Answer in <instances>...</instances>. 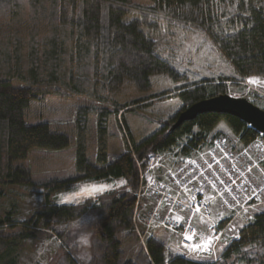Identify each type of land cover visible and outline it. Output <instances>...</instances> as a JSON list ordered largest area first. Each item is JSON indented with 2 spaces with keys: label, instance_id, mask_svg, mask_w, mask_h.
I'll return each instance as SVG.
<instances>
[{
  "label": "trees",
  "instance_id": "1",
  "mask_svg": "<svg viewBox=\"0 0 264 264\" xmlns=\"http://www.w3.org/2000/svg\"><path fill=\"white\" fill-rule=\"evenodd\" d=\"M145 1L0 0V184H36L26 164L33 150L72 148L74 157L68 176L38 184L47 190L45 205L25 224H15L8 215L0 218V227L8 228L0 230V264H16L8 256L21 240L35 237L52 222H69L85 213L95 217L90 257L83 264H138L136 259L125 258L124 250L127 240L138 235L133 221L139 184L137 160L176 147L180 154H189L223 133L213 132L221 121L241 144L258 135L239 117L218 112L199 114L171 129L176 112L159 119L160 127L138 141L129 133L124 148L110 159L111 111H124L169 93L178 97L182 110L203 98L226 93V81L264 77V0ZM165 18L200 29L229 62L233 74L186 81L185 73L149 36L151 30L158 29L157 21ZM151 74L166 76L172 86L125 102L113 97L112 107L106 105L105 91L125 83L138 92L149 91ZM73 95L84 96L86 102L69 132L45 120L27 124V111L35 102L48 96L66 99ZM86 113L96 116L95 125ZM92 146L93 158L89 154ZM118 178L126 181L129 190H111L77 203L57 204L49 199L50 192L72 184ZM249 252L254 253L255 264H264V211L240 227L238 238L222 247L215 262L182 254L167 258L163 244L153 236H148L140 249L147 264H234L240 259L250 264ZM63 259L66 264H77L69 253L65 252Z\"/></svg>",
  "mask_w": 264,
  "mask_h": 264
},
{
  "label": "rangeland",
  "instance_id": "2",
  "mask_svg": "<svg viewBox=\"0 0 264 264\" xmlns=\"http://www.w3.org/2000/svg\"><path fill=\"white\" fill-rule=\"evenodd\" d=\"M133 1L134 3L146 4L145 0ZM156 27L158 29L156 31L151 30L149 36L160 45L163 55L168 56L178 65L179 70L185 73L186 81L194 82L204 78L218 79L220 76L233 74L229 62L200 29L189 26L183 27L169 18L157 21ZM150 81L151 89L147 92H138L129 83L123 84L114 91H105L104 94L108 98L106 105L112 107L111 99L113 97L120 102H125L131 98L149 95L172 86L170 80L162 74H151ZM225 84L226 93L229 95L246 97L264 108V77L250 76L240 81H226ZM168 95L146 100L139 103L142 104L140 106L132 105L133 108L124 111L108 113L111 134L109 138L110 159L124 148L125 140H129V133L130 137L132 135L138 141L160 127L159 119H166L169 115L181 111L178 97L172 93ZM85 102L86 98L82 95H73L66 99L48 96L45 100L35 102L29 108L26 122L30 124L45 120L59 127V129L69 132L70 125L76 119L77 111ZM86 114L87 119L92 122V125H95L96 116ZM121 119L125 120L127 127L124 126ZM214 131H222L226 137L235 139L223 121L215 126ZM94 153L95 147L92 146L89 151L91 158L94 157ZM73 159L72 148L63 151L43 149L31 151L26 164L30 168L36 184L31 186L0 184V218L3 219L8 215L15 224H25V221L34 212L41 210L45 205L43 194L47 190L38 184L52 178L68 176L72 171ZM171 162L172 159L168 157L163 163L169 166ZM137 165L138 169H143L142 163L137 162ZM91 183H103L106 188L92 196L73 197L77 190ZM123 183L124 180L121 178L113 179L110 182H80L72 184L67 189L50 192L49 199L57 204L77 203L88 198L95 199L106 191H121L124 189ZM223 215L225 214L221 213L216 219H221ZM94 217V213H85L69 222H52L49 228H41L35 237L21 240L18 246L10 250L8 257L15 259L16 264H66L63 259L66 252L77 264H83L90 257L88 246L90 245V231ZM2 229L7 231V225L0 227V230ZM143 229V226L137 225V237L128 239L124 244L125 258L136 259L138 264H147V261L143 260L140 254V249L148 236H153L163 244L167 258L175 255L171 254L170 251L179 254L185 253L178 241L167 230L150 228L145 232ZM248 255L251 259L250 264H255L254 253L249 252ZM219 256L220 251L217 253V257ZM234 264H245V261L240 259Z\"/></svg>",
  "mask_w": 264,
  "mask_h": 264
},
{
  "label": "built area",
  "instance_id": "3",
  "mask_svg": "<svg viewBox=\"0 0 264 264\" xmlns=\"http://www.w3.org/2000/svg\"><path fill=\"white\" fill-rule=\"evenodd\" d=\"M162 159L160 153L147 157L136 198L154 203L143 217L145 224L168 230L191 253L210 252L220 240L238 236L239 226L232 218L223 225L213 219V203L231 217L248 220L250 209L264 198V141L260 138L236 148L224 137H215L168 169L166 180L151 171ZM210 237L213 242L208 249L194 250Z\"/></svg>",
  "mask_w": 264,
  "mask_h": 264
},
{
  "label": "water",
  "instance_id": "4",
  "mask_svg": "<svg viewBox=\"0 0 264 264\" xmlns=\"http://www.w3.org/2000/svg\"><path fill=\"white\" fill-rule=\"evenodd\" d=\"M205 112H218L239 117L262 133L264 137V109L245 97H235L227 93L203 98L190 104L177 114L170 128L177 127L183 121L193 120L197 115Z\"/></svg>",
  "mask_w": 264,
  "mask_h": 264
},
{
  "label": "bare ground",
  "instance_id": "5",
  "mask_svg": "<svg viewBox=\"0 0 264 264\" xmlns=\"http://www.w3.org/2000/svg\"><path fill=\"white\" fill-rule=\"evenodd\" d=\"M143 172V169H139V175ZM106 188V185L103 183H91L86 186H83L79 190H77L74 194L73 197L78 198L81 196H92L95 193H98L99 191L103 190Z\"/></svg>",
  "mask_w": 264,
  "mask_h": 264
},
{
  "label": "crops",
  "instance_id": "6",
  "mask_svg": "<svg viewBox=\"0 0 264 264\" xmlns=\"http://www.w3.org/2000/svg\"><path fill=\"white\" fill-rule=\"evenodd\" d=\"M124 188L126 189V190H128V186H126V184H125V181H124ZM264 209V202L261 204V205H259L258 207H257V210L258 211H261V210H263ZM145 210V206H140L139 207V209H138V211L139 212H142V211H144ZM213 214H214V216L215 217H218L219 215H220V210L218 209V207L217 206H214L213 207ZM177 251V250H176ZM170 253L171 254H178L177 252H174V251H170Z\"/></svg>",
  "mask_w": 264,
  "mask_h": 264
},
{
  "label": "snow or ice",
  "instance_id": "7",
  "mask_svg": "<svg viewBox=\"0 0 264 264\" xmlns=\"http://www.w3.org/2000/svg\"><path fill=\"white\" fill-rule=\"evenodd\" d=\"M250 82L254 83L255 81H250ZM199 210H200L199 207H197V208H196V211L199 212ZM186 239H192V237H186ZM212 242H213V241H212V238L210 237V238H209V239H208L203 245H201V244H196V245L194 246V250H198V249H200L201 247H204L205 249H208Z\"/></svg>",
  "mask_w": 264,
  "mask_h": 264
}]
</instances>
